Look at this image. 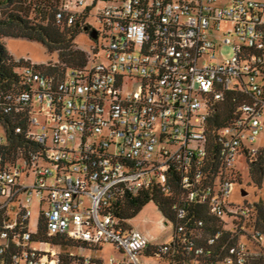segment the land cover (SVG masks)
<instances>
[{
  "label": "built area",
  "instance_id": "built-area-1",
  "mask_svg": "<svg viewBox=\"0 0 264 264\" xmlns=\"http://www.w3.org/2000/svg\"><path fill=\"white\" fill-rule=\"evenodd\" d=\"M94 2L97 25L90 23L98 39H91L90 51L80 48L88 60L83 70L68 69L59 79L37 64L22 69L29 89L15 101L29 108L27 135L41 149L0 171L1 208L26 195L0 232V256L12 241L18 251L11 254V264H105L82 255L67 261L62 247L33 241L28 228L34 195L41 199L49 237L94 249L113 244L121 258L107 264H149L143 256L173 255V238L166 245L154 244L110 211L117 197L150 189L175 198L179 233L189 228L184 220L191 202L207 205L223 229L235 234L238 228L228 216L242 218L241 236L222 264H248L252 245L264 246V235L251 227L254 206L235 205L228 197L240 175L237 157H252L264 148L255 145L264 132V0ZM87 4L66 0L61 10L72 23ZM133 81L134 89L125 92ZM231 91L246 97L241 115L220 129L212 144L209 118ZM45 109L47 121L41 122L38 114ZM204 225L197 220L195 229L177 242L186 245L188 256L195 252L185 264H201L198 257L205 249L193 241L202 237L197 229ZM222 234L208 236V243ZM73 250L69 255L76 257Z\"/></svg>",
  "mask_w": 264,
  "mask_h": 264
},
{
  "label": "trees",
  "instance_id": "trees-1",
  "mask_svg": "<svg viewBox=\"0 0 264 264\" xmlns=\"http://www.w3.org/2000/svg\"><path fill=\"white\" fill-rule=\"evenodd\" d=\"M66 0H0V125L5 129L3 144H0V171L5 170L20 159L28 158L30 152H37L41 146L35 141L28 138L30 111L28 107L18 104L15 98L21 92L29 89L24 83L22 69L29 65L30 61H17L8 52L4 40L7 38H24L31 41L42 43L46 46L50 54H58V62L40 64L48 74L55 75L59 79H63L68 69L83 70L87 63V53L77 48L76 38L83 32L89 35L91 30L95 28L90 23V17L95 2L92 5L87 4L79 14L74 16V21L69 22L70 15L61 10ZM89 28V32L85 29ZM246 100L244 94L231 91L227 93L224 100L218 102L211 113L208 126L209 141H218L217 133L220 129L234 122L241 115V104ZM17 128H21L22 132H17ZM250 174L255 184L262 186L264 182V148H261L256 155L248 156ZM241 180L238 175L237 181ZM1 196V195H0ZM2 197V196H1ZM174 197H165L160 193L148 190H141L134 193H126L117 197L112 202L111 212L124 223L132 225L140 212L150 203H154L165 219H169L174 225L173 255L165 256L160 253L159 248H155L154 252L162 255V259L168 264H185L191 262L195 257V252L186 250V245L180 246L177 242L187 235L189 231L195 229L196 222L199 219L205 221V225L197 230L200 232L193 242L196 248L203 247L204 253L198 259L201 264H222L223 258L227 255L231 246L240 238V227L243 219L234 216H228L230 224L238 228V233L223 229V222L213 215L207 205L191 202L187 206V217L184 221H189V228L184 233L176 230L178 225L172 210ZM0 202V232L4 230L6 224L13 220L10 207H3ZM255 221L252 228L264 235V202L260 201L254 205ZM28 222H23L22 226ZM229 225V223L227 224ZM222 231V236L214 244H209L208 236H215ZM35 242L50 243L67 249L68 252L63 254L67 261L81 259V255L76 257L70 256L69 252L76 248H90L81 245L70 238L61 236H48L46 223L41 214L39 229L34 234ZM153 249V247H151ZM94 249V248H91ZM254 251L260 250L262 255L254 252L248 259V264H264V246L258 244L252 245ZM5 253L0 256V264H11V254L18 251L17 246L11 241L9 246L5 248ZM149 252H152L149 249ZM148 254V252H147ZM149 255V254H148Z\"/></svg>",
  "mask_w": 264,
  "mask_h": 264
},
{
  "label": "rangeland",
  "instance_id": "rangeland-1",
  "mask_svg": "<svg viewBox=\"0 0 264 264\" xmlns=\"http://www.w3.org/2000/svg\"><path fill=\"white\" fill-rule=\"evenodd\" d=\"M123 0H101L102 6L107 5H117L122 3ZM89 5H92V0H87ZM96 7H93L90 22L97 25L95 22V13ZM77 48H82L86 51H90L92 46V40L90 35L83 32L76 38ZM5 46L8 52L14 57L15 60H25L30 61L32 64H48V63H56L58 62V54L53 53L50 54L45 45L42 43L31 41L24 38H7L4 40ZM229 49L225 48L223 53L225 55L229 54ZM136 81L131 82V85L126 88L125 92L132 91L135 87ZM37 112L40 111L39 104H36ZM38 117L41 122L47 121V110H44V114H38ZM261 120L264 123V111L263 115L261 116ZM51 127H54V124L50 123ZM5 136V129L2 125H0V137ZM257 147L263 146L264 147V132L259 136L255 144ZM236 170L241 176V180L236 181L233 185V189L228 197L229 201L235 205H246L250 204L254 206L256 203L260 201L264 202V182L262 186H258L254 183L251 174L249 163L247 157L242 154L239 155L236 159ZM34 181V176L31 177L30 182ZM246 192L244 194L243 192ZM26 195H21V201L14 203V205L10 206V211L12 217H15L16 214L20 211L21 203L25 202ZM87 206L90 205V201L88 198ZM0 202L4 203L5 199L0 196ZM43 206L41 205V199L34 195L33 202L31 205V217L29 219V231L33 234H36L39 229V223L41 219ZM132 225L134 228L140 229L143 231L151 241L156 244L166 245L168 244L174 234L173 224L166 223V219L164 215L161 213L159 208L154 204L150 203L140 212V214L133 219ZM264 242V238H263ZM33 246L39 247V243H34ZM64 254L68 252L67 249H60ZM75 253L84 256V257H93V258H101L105 264L109 262L111 258H121L120 253L115 248L113 244L104 243L102 245V249H91V248H76L73 250ZM258 255H262L260 250L254 251ZM142 260L149 263V264H168V262L164 259L159 257L153 256H143Z\"/></svg>",
  "mask_w": 264,
  "mask_h": 264
},
{
  "label": "water",
  "instance_id": "water-1",
  "mask_svg": "<svg viewBox=\"0 0 264 264\" xmlns=\"http://www.w3.org/2000/svg\"><path fill=\"white\" fill-rule=\"evenodd\" d=\"M87 32H89V28H86L85 29ZM90 37L92 40H97L98 39V31L97 30H91L90 33H89ZM244 194H246V192L244 191L243 192Z\"/></svg>",
  "mask_w": 264,
  "mask_h": 264
},
{
  "label": "crops",
  "instance_id": "crops-1",
  "mask_svg": "<svg viewBox=\"0 0 264 264\" xmlns=\"http://www.w3.org/2000/svg\"><path fill=\"white\" fill-rule=\"evenodd\" d=\"M260 147H263V146H260ZM140 230V229H139ZM141 231V230H140ZM143 232V231H142ZM144 233V232H143ZM145 234V233H144ZM153 242V241H152ZM154 243V242H153ZM154 244H156V243H154Z\"/></svg>",
  "mask_w": 264,
  "mask_h": 264
}]
</instances>
